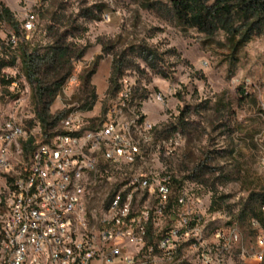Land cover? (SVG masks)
I'll return each mask as SVG.
<instances>
[{
  "label": "rangeland",
  "instance_id": "374dc122",
  "mask_svg": "<svg viewBox=\"0 0 264 264\" xmlns=\"http://www.w3.org/2000/svg\"><path fill=\"white\" fill-rule=\"evenodd\" d=\"M202 1L206 6L214 2ZM171 2L0 0L12 13L11 18L0 15V113L31 126L45 106L57 121L51 130L72 111L90 124L119 98L108 89L115 67L122 68L132 89L131 106L141 103L137 109L153 124V138L161 144L156 163L145 164V170L167 173L188 190L194 209L204 215L206 238L211 240L219 227L235 225L250 247L258 234L251 220L264 194L259 166L264 156V20L234 7L230 17L200 29L180 21ZM29 15L35 22L26 30ZM10 33L17 35V44L8 43ZM239 41L244 44L235 48ZM6 75L15 86L3 85ZM87 85L96 95L91 110L85 108L91 101ZM40 87H49L52 96L42 101ZM130 115L126 111L120 119ZM111 187L104 183L87 194V232L103 227ZM150 231L158 236V229ZM181 255L183 264H202L190 249ZM225 260L257 264L243 259L239 248ZM92 264L125 262L94 259Z\"/></svg>",
  "mask_w": 264,
  "mask_h": 264
},
{
  "label": "built area",
  "instance_id": "2783aa9c",
  "mask_svg": "<svg viewBox=\"0 0 264 264\" xmlns=\"http://www.w3.org/2000/svg\"><path fill=\"white\" fill-rule=\"evenodd\" d=\"M34 22L29 15L25 29ZM17 42L10 33L8 43ZM121 82L119 98L93 126L72 111L61 127L47 132L40 120L28 126L0 113V264H183L186 249L202 264H226L225 255L235 248L243 259L264 264L258 218L251 220L258 234L250 247L235 225L215 229L209 240L188 190L167 173L145 170L156 163L161 144L153 138V124L131 106L129 79ZM126 111L130 118L120 119ZM259 166L264 173V156ZM109 182L103 227L87 232L86 196ZM125 249L135 253L126 255Z\"/></svg>",
  "mask_w": 264,
  "mask_h": 264
},
{
  "label": "trees",
  "instance_id": "16d2710c",
  "mask_svg": "<svg viewBox=\"0 0 264 264\" xmlns=\"http://www.w3.org/2000/svg\"><path fill=\"white\" fill-rule=\"evenodd\" d=\"M171 3L172 8L174 9L180 21L189 23L190 25L199 27L200 29L209 30L215 24V22H217L219 17H230L234 12V7H237L235 11L240 12L241 14L248 15L250 12L252 14H256L259 18V22L264 20V0H214V2L208 6L204 5V2L202 0H172ZM0 15H2V17L6 16L11 18L12 13L8 7L1 4ZM245 39H247V37H245ZM243 44L244 41L236 42L235 48H238ZM59 54L61 58L65 57L64 52ZM123 77L124 76L122 75V68L115 67L110 79V87L108 89L110 94H116L120 92L123 87L121 82ZM1 81L3 82V85H9L13 81V79L2 77ZM39 90V95L42 101L46 99V96H52L49 87H40ZM88 92V96H91V101L86 103L87 106L85 108L86 110H91L95 103L96 95L94 91L90 92L89 86ZM136 106L139 108V106H141V103H137ZM40 110L41 111L39 112L37 120H40L45 127V131L49 132L55 126V123L57 121L51 120L52 117L48 115L47 108H45V106H43V108H41ZM143 118H145L144 115H142V119ZM95 121L96 119H93L92 126L95 124ZM174 181L176 180L174 179ZM263 203L264 194H261L260 204L262 205ZM261 205L259 213H255V218H258L264 226V214L261 212Z\"/></svg>",
  "mask_w": 264,
  "mask_h": 264
}]
</instances>
